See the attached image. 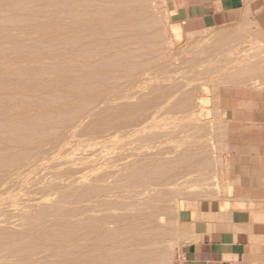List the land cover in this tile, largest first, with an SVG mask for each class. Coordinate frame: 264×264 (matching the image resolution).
I'll return each mask as SVG.
<instances>
[{
  "label": "rangeland",
  "instance_id": "rangeland-1",
  "mask_svg": "<svg viewBox=\"0 0 264 264\" xmlns=\"http://www.w3.org/2000/svg\"><path fill=\"white\" fill-rule=\"evenodd\" d=\"M182 27L168 0H0V264H181L264 18Z\"/></svg>",
  "mask_w": 264,
  "mask_h": 264
},
{
  "label": "crops",
  "instance_id": "crops-1",
  "mask_svg": "<svg viewBox=\"0 0 264 264\" xmlns=\"http://www.w3.org/2000/svg\"><path fill=\"white\" fill-rule=\"evenodd\" d=\"M168 2L175 25L191 31L264 18V0ZM220 103L228 120L229 193L190 214L180 263L264 264V90L225 89Z\"/></svg>",
  "mask_w": 264,
  "mask_h": 264
},
{
  "label": "bare ground",
  "instance_id": "bare-ground-1",
  "mask_svg": "<svg viewBox=\"0 0 264 264\" xmlns=\"http://www.w3.org/2000/svg\"><path fill=\"white\" fill-rule=\"evenodd\" d=\"M27 1H29V0H27ZM97 2V1H96ZM96 19V18H95ZM98 21V20H97ZM96 21V22H97ZM93 22V21H92ZM89 23V22H88ZM93 24H94V22H93ZM71 30V29H70ZM229 34V33H228ZM228 34H226V36L228 35ZM58 75V74H57ZM67 79V78H66ZM27 88V87H26ZM26 91V90H25ZM24 114V113H23ZM11 116V115H10ZM22 117V116H21ZM12 118V117H11ZM109 118V117H108ZM114 122V121H113ZM4 165V164H3ZM49 236V235H48Z\"/></svg>",
  "mask_w": 264,
  "mask_h": 264
}]
</instances>
